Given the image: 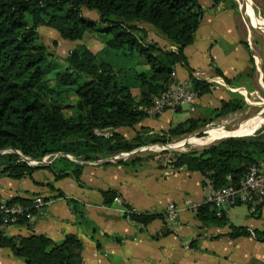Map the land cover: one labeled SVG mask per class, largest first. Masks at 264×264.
I'll return each mask as SVG.
<instances>
[{"label":"trees","instance_id":"1","mask_svg":"<svg viewBox=\"0 0 264 264\" xmlns=\"http://www.w3.org/2000/svg\"><path fill=\"white\" fill-rule=\"evenodd\" d=\"M220 3L237 10L233 0H212L213 5ZM83 10L96 13L97 18L84 16ZM202 16L197 0H0V177L30 178L42 167L28 165L16 152L31 160L59 155L54 161L68 162L79 183L81 166L63 155L85 162L132 152L149 143L168 144L243 110L242 99L221 102L210 120L187 119L145 141L138 134L126 140L114 131L133 129L147 118L144 109L165 90L175 66L185 63L183 51L192 44ZM140 24L150 26L175 50H165L147 39ZM41 27L71 42L95 34L103 48L93 53L79 44L58 60L39 41ZM118 52L127 62L137 59L136 63L116 69L111 57ZM191 85L199 96L210 88L198 80ZM132 89L139 90V100ZM260 128L239 134L250 137L226 138L201 151L178 153L173 166L199 172L214 188L238 186L249 166L264 161V128ZM107 131L112 132L105 136ZM130 160L140 163L148 159L135 155ZM103 197L109 204L115 193L104 192ZM8 202L28 206L29 200L16 197ZM210 207L208 202L201 204L197 217L202 222L217 219L225 224L224 216L216 218ZM159 216L162 214L128 215L139 225ZM250 232L230 226L229 235L238 238ZM255 237L264 242V230L256 231ZM2 248L24 264H82V243L73 235L56 244L44 235L8 237L0 231Z\"/></svg>","mask_w":264,"mask_h":264},{"label":"crops","instance_id":"2","mask_svg":"<svg viewBox=\"0 0 264 264\" xmlns=\"http://www.w3.org/2000/svg\"><path fill=\"white\" fill-rule=\"evenodd\" d=\"M197 2L203 11L202 20L192 44L183 51L185 63L177 64L174 72L178 79L192 83L195 80L191 78L192 71H201L198 81L209 84V91L199 96L193 113L166 111L145 120L162 119L168 125L173 120L177 124L187 119L206 121L213 116V110L220 108L221 102L242 99L246 107L251 105L249 98L264 91V78L256 69L255 57L250 55L237 10L223 3L213 5L212 0ZM253 22L262 24L259 19ZM149 39L160 48L166 46L165 50L173 47L163 38ZM132 95L139 100L138 89H132ZM145 120L133 128L131 135L119 132L120 128L114 131L131 140L141 128L150 132L157 129L156 123ZM131 157L116 154L85 162L68 158L81 166L79 183L71 175L68 162L56 167L54 162L47 167L54 158L30 178L0 177L3 200L20 197L29 200L28 207L35 196L50 202L41 212L32 210L31 218L3 229V234L44 235L56 244L67 235L76 236L82 243V264H264V242L255 237L256 231L264 230V203L257 211L244 204L226 208L225 224L217 219L202 222L197 212L183 209L185 202L201 205L208 201L210 189L199 172L185 168L170 171L167 165L157 162L158 156L140 163L130 162ZM109 191L115 197L105 204L103 193ZM169 204L182 208L174 223L167 222L163 216ZM125 209H132L135 214L162 216L147 225H139L124 213ZM209 210L213 211L212 207ZM230 226L251 231L250 235L231 238ZM0 264L24 262L9 249L2 248Z\"/></svg>","mask_w":264,"mask_h":264},{"label":"rangeland","instance_id":"3","mask_svg":"<svg viewBox=\"0 0 264 264\" xmlns=\"http://www.w3.org/2000/svg\"><path fill=\"white\" fill-rule=\"evenodd\" d=\"M234 4L237 8V14L242 20L244 24V30L246 33V38H247V44L250 48V55L255 57L258 72H261L264 78V0H247L245 3L243 0H233ZM228 6V5H227ZM251 9V11L249 10ZM84 16H87L92 19H96L97 15L94 12H87L86 10H83ZM26 19H28V15L26 16ZM254 19H259L261 20L262 24H258L253 22ZM140 27L143 28L146 31L147 39L152 38H163L161 37L156 31H154L150 26L145 25V24H140ZM38 34L40 36V42H42L51 54V56L55 57L58 60H62L66 57V55L74 49L77 45L83 44L85 45L88 49H90L93 53H97L101 50L99 48L103 46L102 40L97 37L95 34L88 33L85 35L84 39L82 41H77V42H71L67 40H63L59 37L58 33L45 28L41 27L38 29ZM150 40V39H149ZM164 40V39H163ZM54 42V44H53ZM161 43V42H160ZM166 46H163L162 48L165 49ZM171 49V48H170ZM117 56H112L111 59L115 65L116 69H119L123 66L127 65H133L136 63L137 59H132L130 62L126 61V58L121 55L120 52H118ZM254 60V59H253ZM254 60V62H255ZM142 69V68H141ZM200 72L202 75V72L199 70H194ZM192 71V72H194ZM254 71V69H253ZM191 75V74H190ZM178 78V77H177ZM249 101L251 105H246L245 109L241 112H237L234 115L232 114L228 118H223V119H218L217 121L211 123V124H206L203 126L200 130L193 132L191 134H185L179 137H176L172 140V142L168 144H147L143 147H140L137 150H140L141 148L145 149V151L134 154L135 155H140L143 156V158L146 159H151L153 160V157L158 156L156 160L157 162H160L162 164H173L174 163V158L175 155L178 153H184V152H197L201 151L202 149L208 147L209 145L218 142L220 139L224 137H218L215 140H213L210 144L207 146H204L200 149H194L191 146H180V147H175L176 145H179L183 142H186L188 139H197V140H202L206 139L209 137L210 134H219V133H228V134H233L238 131L240 128L241 124L244 122L258 116V113L260 111H264V91L260 92L258 97H253L249 98ZM256 103H261L260 106L254 105ZM185 112V111H184ZM187 113V112H185ZM189 114V113H187ZM159 116V115H158ZM156 116V117H158ZM264 118V114L262 115ZM155 118V117H154ZM146 119V118H145ZM143 119V120H145ZM175 120L172 121L171 125H168L165 120L162 119H147L145 122H152L156 123L157 129L154 131H148V132H141L143 129L147 130L146 128H141L140 132H136L134 137H136V134L139 135L140 141L146 140L148 137H152L154 135H160L161 132L167 131L170 127H173L177 124V122H174ZM175 124V125H174ZM151 126V124H148ZM153 125V124H152ZM168 125V126H167ZM239 127V128H238ZM251 128L254 127H261L260 129L264 128V125L261 124H252L250 126ZM128 129V130H127ZM250 129V128H249ZM247 129V130H249ZM258 129L257 131H259ZM138 130V129H137ZM231 130H234L232 133H230ZM256 131V132H257ZM111 131H108L110 133ZM119 132H123L127 135L133 134V129L126 128L124 130L123 128L119 129ZM204 132L208 133L205 134ZM255 133H253L254 135ZM198 135H204L202 137H198ZM133 137V138H134ZM132 138V139H133ZM175 145V146H174ZM164 146H168L166 150H162ZM126 152H121L119 154H123ZM133 157V155H132ZM70 158L73 160V158L70 156ZM68 159V158H67ZM131 159V158H130ZM56 162L54 165L53 163ZM65 160H57V161H52L48 166L49 168L53 165L54 167L58 166L59 163H64ZM131 162V160H130ZM41 165V164H39ZM3 178H0V180ZM11 179V178H10ZM1 191V188H0ZM124 211H130V213H135L132 209H125ZM125 213V212H124ZM128 214V213H127Z\"/></svg>","mask_w":264,"mask_h":264},{"label":"built area","instance_id":"4","mask_svg":"<svg viewBox=\"0 0 264 264\" xmlns=\"http://www.w3.org/2000/svg\"><path fill=\"white\" fill-rule=\"evenodd\" d=\"M170 50L175 49L174 47H171ZM201 77L202 75L198 71L191 73L192 79L199 80ZM198 98V91L192 88L191 83L178 79L176 73L173 71L170 74V81L165 90L157 97H154L151 104L146 107L144 111L149 117L158 116L166 111H185L187 113H193L196 110ZM120 155L126 156L127 153ZM55 156H53V158H55ZM42 159L43 162L41 165H48L52 160L50 159V156H45ZM31 164V166H37V163L31 162ZM167 166L170 171L176 169L171 163L167 164ZM204 181L210 189V196L207 202L211 204L216 218H221L224 210L228 207L244 204L251 209H254L264 203L263 163L249 166L238 186L228 184L220 188H214L213 183L209 178L204 177ZM115 201L119 200L115 198ZM49 203L48 200H45L41 196H35L31 200V207L25 206L19 202H8L7 200L1 199L0 231L31 218L32 210L41 212ZM199 206V204L185 202L183 204V209L197 212ZM180 209L182 210V208L174 204H169L163 212L166 221L174 223ZM124 212L128 213V215L131 214L130 211Z\"/></svg>","mask_w":264,"mask_h":264},{"label":"bare ground","instance_id":"5","mask_svg":"<svg viewBox=\"0 0 264 264\" xmlns=\"http://www.w3.org/2000/svg\"><path fill=\"white\" fill-rule=\"evenodd\" d=\"M264 114V111H260V113H258V116L244 122L243 124H241L240 128L238 129V131L236 133H233V134H228V133H219V134H210L208 138L206 139H202V140H197V139H188L186 142H183L179 145H174L175 147H180V146H191L193 147L194 149H200L204 146H207L208 144H210L213 140H215L216 138L218 137H226L228 135H239L245 131H247V129L251 128L250 126L252 124H261V125H264V118H263V115ZM234 130H231L230 133H232Z\"/></svg>","mask_w":264,"mask_h":264},{"label":"water","instance_id":"6","mask_svg":"<svg viewBox=\"0 0 264 264\" xmlns=\"http://www.w3.org/2000/svg\"><path fill=\"white\" fill-rule=\"evenodd\" d=\"M205 134H206V132H204ZM251 136H253V135H251ZM240 137H250V136H240V135H228V136H226V137H224V138H222V139H226V138H240ZM203 138V137H202ZM221 140V139H220ZM168 148V146L166 147V146H164V148L162 149V150H166ZM143 151H145V149H143V148H141L140 150H134V151H132V152H128L127 153V155L126 156H132V155H134V154H137V153H140V152H143ZM3 153H5V152H3ZM19 156H20V158L22 159V161L23 162H25V163H27L28 165H32L31 164V162H34V163H37V165H39V164H41L42 162H43V159H39V160H31V159H29V158H27V157H23V156H21V154L19 153V152H16ZM2 154V153H1ZM59 155H56L55 156V158H57ZM63 156H65L66 158H69V159H71L70 158V156L69 155H63ZM54 158V159H55Z\"/></svg>","mask_w":264,"mask_h":264}]
</instances>
